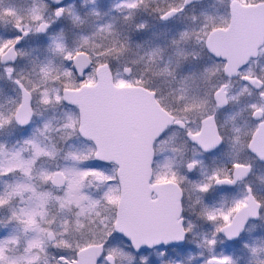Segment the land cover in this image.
<instances>
[{
  "label": "flooded vegetation",
  "instance_id": "1",
  "mask_svg": "<svg viewBox=\"0 0 264 264\" xmlns=\"http://www.w3.org/2000/svg\"><path fill=\"white\" fill-rule=\"evenodd\" d=\"M13 1L19 4L26 2L25 6L28 12H24L23 14H28L31 11L38 13L42 5L46 7V12L53 14H50L48 17H46V14H43L41 19L30 21V23L26 21L14 26V37L11 36V43L0 54V64L2 66L15 65L19 59V55H21V51H26L32 45L28 43V46L25 47L26 40L37 41L36 45H38L42 40L39 39L43 38L51 27H54L52 29H55V35L58 39L64 38V31L67 28L91 29L95 36L102 34L106 40V44H109L112 38L110 21L107 19L113 12L111 0H103L100 3L96 0H63L57 4H54L50 0ZM121 1L122 9L125 8L124 15L127 19L124 21L123 26H121L123 32H132L137 36L142 33L144 25L155 26V23H158L166 30L167 36H172L173 45H176L175 42L178 41L183 45L186 53L184 58L190 60L193 65L178 71L169 68L170 63L164 60L168 64L165 66L167 68H163V66L161 68L159 64L158 67L160 68L152 72L154 74L153 86L148 87L140 84L124 83L117 76H114L109 63L101 62L94 65L95 62L90 53L84 50L77 51L76 53L82 51L89 55L91 65L88 70L82 76H79L75 72L72 63L75 53L71 58V62L68 65L66 63L67 71L64 72L65 74H58L59 90L53 87L50 88V92L48 93L53 94V99L58 94L62 104L60 102H56L55 104L58 103V106L62 105L63 109L73 113L75 135L88 146H92L94 150L90 151L89 159L79 158L76 161H72L69 155H66L59 148L52 151V154H46V156H42L43 154H41L35 163H29L28 160L22 159L26 163V166L25 163H22L23 167L29 169L26 183L33 181L43 182L62 196L67 188L65 185L68 186L70 183L69 174L76 173L79 168L81 171H86V182L90 185L91 169L101 167L114 170L112 181L115 183L109 182L116 185L119 197L120 190L116 180V167L113 164H106L95 159L94 144L82 139L78 133L79 113L77 107L68 105L63 101L64 89L77 90L84 84H94L96 82L97 67L107 64L116 86H140L146 89L148 92L153 93L154 99L159 106L173 118L171 124L154 143L153 171L149 182V186L152 189L148 192V196L151 200H157L155 217H168V219L173 220L175 230L177 229L176 225H179L183 229L184 244L181 246L157 247L155 249L173 250L186 247L188 232L190 230L188 217H190V203L192 202L193 174L196 165H198L200 168L197 176L199 180L198 189L202 199L207 204L216 206V215L226 220L218 229V237L224 244V247H233L236 250H242L246 254L243 260L235 264H264V261L258 259L264 256L262 255L264 254V220H261L264 217V160L260 158L261 156L250 150V144L254 136L260 132L262 135L256 143V149L259 155L264 156V40L258 48L257 56L249 57L243 63L233 64L229 70L226 68L228 61L216 57L210 52L208 46L210 43L215 45L217 50H220V47L225 43L223 38L210 39L209 36L213 31L225 30L229 27L232 19L231 4L233 2L239 1L242 4H251L259 1ZM260 1L264 2V0ZM3 14L2 12L0 13V43H5L6 40L5 33L2 31L3 28H1ZM41 24L46 25L44 33L39 32ZM132 25L137 30H134ZM101 29H103L102 33L99 32ZM18 40L19 42L16 43ZM187 44L188 46H186ZM11 46H14L16 60L14 62L2 63V54ZM177 46L180 45L177 44ZM170 54L168 53V55ZM170 57L174 56L171 55ZM88 73L92 74V81L82 84L74 83L75 80L79 81L80 78L85 77ZM122 73L125 76H129L131 68L124 67ZM70 75L73 76L74 84L61 87L63 83L69 81ZM16 80L23 84L17 77H14L12 80L20 96V101L12 115L13 124L18 134L13 135L12 138L17 139L19 137V141L22 144L19 145V143L13 142L8 154L12 153L16 147L18 149L20 147L25 148L23 143H27L31 139L37 144L41 143L39 140L41 138L34 135L31 137L28 132L23 136H19L22 130L26 131L31 126L36 115L40 114H37V111L35 112V108L33 107V102L37 99L38 95H34L32 88L23 84L31 97L32 117L25 127H21L15 123L14 115L21 102V93ZM44 112L42 111L41 113ZM1 126L2 123L0 121V128ZM198 135L206 149L192 142L191 139ZM163 142L162 148H159ZM218 142L219 144H216ZM27 151L29 150L24 149L21 152L25 156L28 154L32 160L33 155L31 156ZM40 152L44 153L45 151L41 150ZM157 152L159 156L164 158L165 165L155 166ZM9 158L12 165L14 160L11 157ZM47 160H51L53 168L57 166L49 182L39 175H36V177L34 175V171L38 168V165H41L43 162L46 163ZM74 164H77L79 168L75 171H70L74 167ZM240 165L248 167L249 170L246 175L240 173L238 178H236L234 170ZM66 167H70L69 173L66 171ZM18 170L20 173V168ZM57 172L62 173L65 179L64 185L60 187L55 186L52 182ZM241 172H244V170ZM101 180V178H97V182ZM155 184H160V186L152 187ZM249 196L259 206L258 218L255 220L250 219L246 223L243 233L236 240H228L220 233V228L231 222L235 212L247 204ZM13 204L16 205L15 203ZM143 207L142 203L139 207L135 204L130 209L127 208L126 217H136L138 208L143 210ZM138 217H143V214L140 213ZM252 227L259 229L250 230ZM50 233L54 237V233ZM126 244L131 249L128 242ZM217 254L216 257H209L206 264L212 258L222 260L226 264L229 263L227 256ZM106 255L108 254L104 253L103 258Z\"/></svg>",
  "mask_w": 264,
  "mask_h": 264
},
{
  "label": "rangeland",
  "instance_id": "2",
  "mask_svg": "<svg viewBox=\"0 0 264 264\" xmlns=\"http://www.w3.org/2000/svg\"><path fill=\"white\" fill-rule=\"evenodd\" d=\"M96 1L103 2V0ZM121 2V0H111L113 12L107 18L112 30L109 44H106L102 34L95 36L91 29L67 28L64 31V38L58 39L55 29H52L54 27H51L47 34L39 39H42L39 46L36 45L37 41L26 40L25 47L28 43L32 45L26 51H21L15 65L0 64V121L2 123L0 128V264H72L76 251L94 243L105 244L104 253L114 257V264H206L207 259L216 257L217 253V255L227 256L228 264H235L243 260L246 255L242 250L224 247L218 237V229L226 220L216 215V206L209 205L202 199L198 189L197 176L200 172L198 165L193 174L192 202L190 217H188L190 230L186 247L173 250L155 249L141 254H134L126 242L113 231L118 191L116 185L109 182L113 178L112 170L101 167L91 169L90 186L86 182V171H81L77 164H74L72 170L66 167L68 173L69 170L75 171L78 168L79 170L69 174L70 183L68 186L65 185L67 188L62 196L43 182L26 183L29 169L23 167L22 163L25 162L22 159L35 163L41 154L46 156L59 148L69 155L72 161H76L79 158L89 159L90 151L94 150L92 146L89 145V147L75 135L74 115L69 110L63 109L62 105H57L59 102L62 104L58 94L53 99V94L48 93L53 87L59 90L58 74H65L66 63L68 65L71 62V58L77 51L84 50L90 53L95 62L94 65L101 62L109 63L114 76L124 83L148 87L153 86L152 72L160 68L158 65L160 64L161 68L168 65L164 60L170 63L169 68L178 71L193 65L190 60L184 58L186 53L183 45L179 41L173 45L172 36H167L166 30L158 23H155V26L144 25L142 33L137 36L132 32H123L121 26L127 19ZM25 3L0 0V13H4L1 28L6 36L5 43H0V54L11 43L15 25L41 19L43 14H46V17L53 14L46 12V7L42 5L38 13L31 11L28 16L23 14L28 12ZM133 28L136 29L134 26ZM102 31L103 29L99 32L102 33ZM168 53L171 54L168 55ZM171 55L174 57H170ZM124 67L131 68L129 76L122 73ZM91 76L92 74L88 73L74 83L90 82ZM14 77L31 87L34 95H38L33 102V107L35 112L40 114L36 115L31 126L26 131L22 130L19 136L28 132L31 137L34 135L41 138L39 139L41 143L37 144L31 139L23 143L25 148L16 147L13 152L11 148L12 153L8 154L9 149L7 151L5 148L6 143L22 144L19 137L12 138L13 135L18 134L12 115L20 101L19 92L12 81ZM72 77L70 75L69 81L63 83L61 87L73 85ZM56 102L58 103L55 104ZM42 111L45 112L41 113ZM163 144L164 142L159 148H162ZM24 149L29 150L27 152L31 156L33 155L32 160L28 154L25 156L21 152ZM41 150L45 152L41 153ZM5 154L7 158L3 157ZM9 157L14 160L12 165ZM156 165H165L164 158L159 156L158 152L155 156ZM55 168L51 160H47L46 163L38 165L34 175L35 177L39 175L49 182ZM1 174L8 177L5 178ZM97 178L102 180L97 182ZM11 185L12 189L8 192ZM261 220L263 221L264 217ZM254 229L259 228L252 227L250 230ZM50 232L54 233L52 240L47 237ZM258 259L264 261V256ZM99 264L108 263L102 258Z\"/></svg>",
  "mask_w": 264,
  "mask_h": 264
},
{
  "label": "water",
  "instance_id": "3",
  "mask_svg": "<svg viewBox=\"0 0 264 264\" xmlns=\"http://www.w3.org/2000/svg\"><path fill=\"white\" fill-rule=\"evenodd\" d=\"M50 1L57 4L63 0ZM231 14L229 27L213 31L209 36L210 39L223 38L225 43L220 50L215 45H208L212 54L228 61V70L233 64H240L249 57L257 56L258 48L264 40V2L242 4L235 1L231 4ZM45 30L46 25L41 24L39 32L44 33ZM18 42L19 40L16 43ZM15 60L16 53L14 46H11L2 54L1 62ZM72 63L75 72L82 76L90 67L91 60L87 53L81 51L74 55ZM16 84L20 89L21 102L14 121L25 127L32 117L31 97L20 81L16 80ZM63 101L77 107L78 133L94 144L95 159L116 166L120 194L113 224L115 233L128 242L136 254L157 247L183 245V229L176 225L175 230L173 220L168 217H155L157 200H151L148 196L152 189L149 182L153 171L154 143L173 120L156 102L153 93L140 86H116L108 65L103 64L97 67L94 84H84L77 90L64 89ZM261 135L258 132L254 136L250 150L264 160V156L259 155L256 149ZM191 140L206 149L199 135ZM248 170L246 166H237L234 175L238 178L240 173L246 175ZM64 181L63 174L57 172L52 182L60 187L64 185ZM158 186L160 184L152 187ZM142 203L143 210L138 208L136 217H126L127 208L130 209L135 204L139 207ZM258 212V204L249 196L247 204L235 212L229 224L220 228V233L228 240H236L243 233L246 223L258 218ZM140 213L143 217H138ZM47 237L52 240L53 234L49 233ZM103 255L104 243L90 244L77 251L72 264H99ZM104 259L108 264L115 263L110 254ZM208 264L226 263L212 258Z\"/></svg>",
  "mask_w": 264,
  "mask_h": 264
},
{
  "label": "trees",
  "instance_id": "4",
  "mask_svg": "<svg viewBox=\"0 0 264 264\" xmlns=\"http://www.w3.org/2000/svg\"><path fill=\"white\" fill-rule=\"evenodd\" d=\"M11 144H12V143H6V144H5V148L7 149V151H8V149H10ZM3 157H4V158H7V154H5ZM112 173H113V175H114V170H112ZM1 176H4V175L1 174ZM4 177L7 178L8 175H6V176H4ZM11 186H12V185H11ZM11 188H12V187L8 188V191H9Z\"/></svg>",
  "mask_w": 264,
  "mask_h": 264
}]
</instances>
